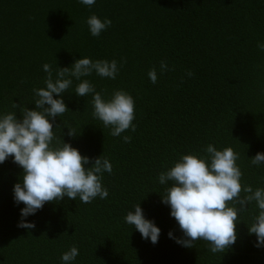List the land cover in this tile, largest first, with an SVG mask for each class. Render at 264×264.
I'll return each mask as SVG.
<instances>
[{"label":"trees","instance_id":"obj_1","mask_svg":"<svg viewBox=\"0 0 264 264\" xmlns=\"http://www.w3.org/2000/svg\"><path fill=\"white\" fill-rule=\"evenodd\" d=\"M92 13L112 20L95 37L85 23ZM258 41L264 42V0H96L91 7L79 0H0V112L20 117L22 105L35 107L43 63L55 69L88 56L117 60L114 79L94 72L87 79L105 96L128 91L136 126L112 136L92 116L91 95L78 97L74 87L63 94L69 110L55 117L54 133L90 157L86 167L99 155L110 160L111 173L102 174L108 196L45 202L24 218L34 228L18 227L23 202H14L12 189L22 169L9 157L0 163V264H62L61 253L72 245L79 253L71 264H264V247L248 233L254 202L240 213L237 240L224 252L212 253L200 240L183 247L168 236L182 233L162 203L167 185L158 182L179 154L213 143L239 153L242 186L264 187V165L250 164L264 151ZM153 66L155 84L147 76ZM67 126L77 134L69 136ZM139 202L161 229L155 244L124 222Z\"/></svg>","mask_w":264,"mask_h":264},{"label":"clouds","instance_id":"obj_2","mask_svg":"<svg viewBox=\"0 0 264 264\" xmlns=\"http://www.w3.org/2000/svg\"><path fill=\"white\" fill-rule=\"evenodd\" d=\"M79 2L91 7L96 0ZM85 23L90 35L95 37L109 27L112 20L92 13ZM257 47L264 52V42L258 41ZM42 69L46 73L44 86L33 88L35 107L22 105L20 117L16 111L0 112V163L11 157L22 169L12 192L15 203L23 202L18 227L27 229L34 228L35 224L24 218L35 214L45 202L78 197L81 202L88 203L96 197L108 196L102 174L111 173L110 160L99 155L86 167L90 157L70 142L58 140L54 133L59 126L54 127L55 117L69 110L63 97L69 88L74 87L73 92L78 97L91 95L92 116L109 128L112 136H120L129 128L135 131L136 127L133 123L134 98L128 91L115 89L105 96L87 79L93 72L114 79L119 71L116 59L80 56L70 66L53 69L45 62ZM166 69V62L161 60L160 74ZM188 75H192L191 71ZM147 76L155 84L157 68H150ZM13 107L17 109L16 104ZM67 128L69 136L77 134L71 127ZM121 139L128 142L131 137L124 135ZM238 157L239 153L231 146L217 147L208 143L201 150L179 154L171 166L159 172L158 182L167 185L162 203L169 206V215L182 233L175 236L169 230V238L183 247H192L197 240L206 241L210 252L222 253L237 240L240 213L247 211L254 202L256 212L251 223H247L248 233L255 234V247H264V187L242 186ZM250 164L264 165V151H257L250 158ZM124 222L138 230L142 239L153 244L158 242L161 229L153 218L145 215L140 202L127 210ZM78 253V247L72 245L61 253L60 261L71 264Z\"/></svg>","mask_w":264,"mask_h":264}]
</instances>
